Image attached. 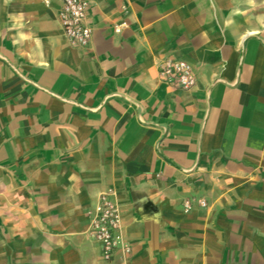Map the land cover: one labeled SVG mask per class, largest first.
<instances>
[{
	"label": "crops",
	"instance_id": "1",
	"mask_svg": "<svg viewBox=\"0 0 264 264\" xmlns=\"http://www.w3.org/2000/svg\"><path fill=\"white\" fill-rule=\"evenodd\" d=\"M88 1L80 48L60 0H0V264H264V0Z\"/></svg>",
	"mask_w": 264,
	"mask_h": 264
},
{
	"label": "built area",
	"instance_id": "2",
	"mask_svg": "<svg viewBox=\"0 0 264 264\" xmlns=\"http://www.w3.org/2000/svg\"><path fill=\"white\" fill-rule=\"evenodd\" d=\"M58 20L64 36L74 47L85 48L91 40V29L86 23L88 0H60ZM118 31V30H116ZM160 80L181 90H189L195 84V76L190 66L179 59L167 58L158 68ZM192 202H185L184 209H191ZM203 206V202H199ZM122 218L120 208L109 193L99 195L90 214L88 234L97 243L102 260L111 261L119 248L129 253L130 248L122 243L120 235Z\"/></svg>",
	"mask_w": 264,
	"mask_h": 264
}]
</instances>
